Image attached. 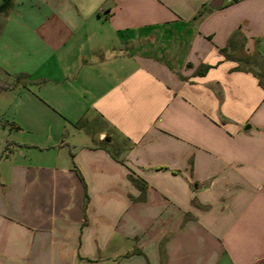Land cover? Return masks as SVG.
I'll return each mask as SVG.
<instances>
[{"label": "crops", "instance_id": "crops-1", "mask_svg": "<svg viewBox=\"0 0 264 264\" xmlns=\"http://www.w3.org/2000/svg\"><path fill=\"white\" fill-rule=\"evenodd\" d=\"M211 2L0 14V264H264V0Z\"/></svg>", "mask_w": 264, "mask_h": 264}, {"label": "trees", "instance_id": "trees-1", "mask_svg": "<svg viewBox=\"0 0 264 264\" xmlns=\"http://www.w3.org/2000/svg\"><path fill=\"white\" fill-rule=\"evenodd\" d=\"M14 1L15 0H3L2 4L0 5V14L1 13H8L14 5ZM237 36L238 35H235L234 37L236 38ZM232 45H234V44H232V41H231L229 43V46L221 51L227 58H229L227 51L230 49V47ZM209 68L210 67H203L201 70L198 71V75H204L209 70ZM236 70H241V68L238 67V68H236ZM256 75L259 77L260 85L264 88V81H263V77H262V76H264V74L256 73ZM5 90H7V87L0 85V93H2Z\"/></svg>", "mask_w": 264, "mask_h": 264}, {"label": "rangeland", "instance_id": "rangeland-1", "mask_svg": "<svg viewBox=\"0 0 264 264\" xmlns=\"http://www.w3.org/2000/svg\"><path fill=\"white\" fill-rule=\"evenodd\" d=\"M2 2H3V0H0V5L2 4ZM0 110H1V109H0ZM7 110H8V109H6V111H5L3 114H7V113H8ZM6 112H7V113H6ZM9 114H10V112H9L7 115H5V116H1L2 114L0 113V122H2V120H3V123H4V124L8 127V129L10 130V129H12V125H11V122L9 121V120H10ZM9 132H10V131H9ZM2 140H4V134H3V132L0 131V144H1Z\"/></svg>", "mask_w": 264, "mask_h": 264}, {"label": "water", "instance_id": "water-1", "mask_svg": "<svg viewBox=\"0 0 264 264\" xmlns=\"http://www.w3.org/2000/svg\"><path fill=\"white\" fill-rule=\"evenodd\" d=\"M225 0H212L211 6L213 8H220L223 6Z\"/></svg>", "mask_w": 264, "mask_h": 264}]
</instances>
